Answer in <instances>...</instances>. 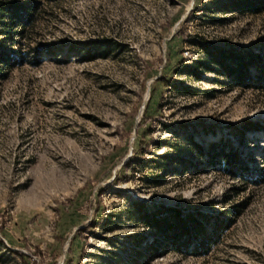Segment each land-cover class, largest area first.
<instances>
[{"label":"rangeland","instance_id":"374dc122","mask_svg":"<svg viewBox=\"0 0 264 264\" xmlns=\"http://www.w3.org/2000/svg\"><path fill=\"white\" fill-rule=\"evenodd\" d=\"M1 1L0 264H264V0Z\"/></svg>","mask_w":264,"mask_h":264},{"label":"trees","instance_id":"16d2710c","mask_svg":"<svg viewBox=\"0 0 264 264\" xmlns=\"http://www.w3.org/2000/svg\"><path fill=\"white\" fill-rule=\"evenodd\" d=\"M31 5H28L26 2H12V3H7V2H0V10L7 12L10 14V17L13 21H17L15 16L18 14L25 15L22 20L18 21V25H21V28L23 27V30L27 25L30 23V18H31V11L32 9L30 8ZM258 11L259 12H264V2H260L258 5ZM246 11H253L249 8L246 9ZM22 34V33H21ZM246 128L249 130L256 129L257 126L255 124H252L250 122L246 123ZM254 183H261L264 182V169H261L253 181ZM194 224L200 225L198 222L193 220Z\"/></svg>","mask_w":264,"mask_h":264}]
</instances>
